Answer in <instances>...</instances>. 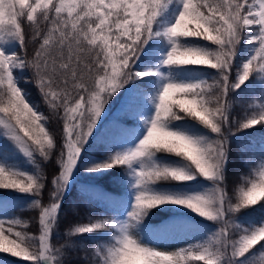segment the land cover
<instances>
[{
	"label": "snow or ice",
	"instance_id": "snow-or-ice-1",
	"mask_svg": "<svg viewBox=\"0 0 264 264\" xmlns=\"http://www.w3.org/2000/svg\"><path fill=\"white\" fill-rule=\"evenodd\" d=\"M177 7L175 20L167 23V14ZM192 38L211 47L184 43ZM153 41L166 43L168 51L155 68L136 70L142 55L154 58ZM245 44L254 46L253 55L237 68ZM187 65L206 66L217 75L177 82L162 71ZM151 76L162 83L151 98L155 111L146 121L147 134L134 148L109 151L106 159L84 169L123 168L134 190L130 210L128 200H121L112 215L90 213L57 246L63 196L85 145L113 98L137 80L147 84L145 77ZM249 81L258 87L259 99L244 101L242 120L233 122V106L241 102L233 95ZM24 84L35 86L59 131L30 102ZM145 94L133 92L123 115L139 117ZM180 120L193 121L210 135L174 127ZM258 125L264 126V0H0V135L36 166L29 174L0 161V189L35 196L29 208L39 210L32 235L27 222L0 219V264L2 254L29 264H71V249L88 252L73 238L89 233L106 240L92 242L86 264H238L257 245L264 248V223L247 227L238 220L264 213V153L259 165L231 187L225 174L229 139ZM122 143L116 139L117 146ZM8 151L9 145L0 144V152ZM55 151L60 167L48 176L40 165ZM197 176L211 181L206 193L184 196L157 188L178 187ZM166 205L186 207L216 230L183 247L157 246L175 224L154 230L149 239L155 242H149L142 236L144 221Z\"/></svg>",
	"mask_w": 264,
	"mask_h": 264
},
{
	"label": "trees",
	"instance_id": "trees-1",
	"mask_svg": "<svg viewBox=\"0 0 264 264\" xmlns=\"http://www.w3.org/2000/svg\"><path fill=\"white\" fill-rule=\"evenodd\" d=\"M176 10V9H175ZM170 12L166 16L167 23H171L174 19V12ZM184 43L193 46H209L207 42L196 40L194 38L184 41ZM154 51V58L149 59L142 55L140 60L137 61L136 70L144 71L155 68L159 63V55L161 52L168 49L165 44L153 41L151 42ZM9 49L13 50L9 45ZM147 51V49H146ZM254 47H248L245 44L241 49V55L237 57L236 67L239 68L243 62L253 55ZM173 75L197 76L201 80L211 79L217 75L216 70L210 69L206 66L200 65H187L180 66L175 69H170ZM190 78V77H189ZM148 81L145 84L143 81L137 80L122 89L120 94L113 98L108 108L107 114L102 117V123L97 125V130L89 139L88 144L85 145L84 151L81 154V162L77 165L73 173L72 181L69 184L68 190L64 193L63 201L61 204L62 220L60 221V228L57 233L56 244L59 246L64 243L66 239V232L70 227L75 226L77 223L86 222L88 214H101L112 215L116 210L117 204L121 200H128L130 203V184L128 181V174L123 168H113L100 173H92L85 171V167L91 166L94 163L100 162L107 158L109 151H124L129 149L131 143L142 131L145 124L143 118V111L150 107L152 97L156 91L159 90L157 77H145ZM259 83V82H258ZM28 98L31 103L37 105L39 110L50 117L49 126L53 130L59 131V126L51 119V114L44 105L42 98L34 85L24 84ZM145 90L143 97L142 113L139 117H128L123 115L125 106L128 104L130 96L133 92ZM234 100L241 102L235 103L232 110L233 122L242 120L247 104L253 103L255 98L259 99L258 87L253 85L252 81L247 82L241 89L236 90L233 95ZM114 122H118L119 127L114 126ZM174 127L184 130L194 136L210 135L207 129L202 128L200 125L189 120L176 121ZM120 138L124 141L121 145H116V139ZM0 144L9 145L7 155L0 152V161L7 165L15 166L12 168L18 169L29 174H35L36 166L29 160L23 153L19 152L6 137L0 135ZM60 146H63V141H60ZM264 153V126H256L236 132L235 135L229 139V162L225 168L227 181L231 187H235L239 178L246 175L251 167L258 166L260 163V155ZM59 152L55 151L52 159L42 162L40 167L44 169L45 174L50 176L54 171L59 170V165L55 163V156ZM39 159V158H38ZM161 160H176L178 158L159 157ZM193 183H204L209 186V180L202 176H197L196 179L185 182L183 185L174 187L171 185L164 186L161 189L157 186L158 190H167L177 192L180 195H192ZM48 182L46 181V188ZM48 193L42 192V202H46ZM36 199L35 196L27 193H22L11 189H0V219H15L19 218L27 222L29 234H36L35 227L39 225L34 223V218L38 217V209L29 208L32 201ZM128 203V204H129ZM161 208L153 209L152 212L146 217L144 224L145 230L142 232L145 236H152L155 234L156 229L162 228L165 225L175 224L171 229L169 238L166 241L179 240L187 235H196L202 232L210 231L214 227V223L199 216L194 211L177 205H166ZM257 208L260 205L256 206ZM241 224L247 227H255L264 221V213L255 212L247 213L238 217ZM78 244L82 243L87 246L88 252L86 253L83 248L77 247L69 251L72 257L71 264H86L83 258L91 254V249L94 247L92 242L95 240L97 243L106 240V237L97 238V234L89 233L83 237L73 238ZM264 248L257 245L247 256L241 258L238 264H262L264 256L261 253ZM4 255V264H29L18 257H11L8 254Z\"/></svg>",
	"mask_w": 264,
	"mask_h": 264
},
{
	"label": "rangeland",
	"instance_id": "rangeland-1",
	"mask_svg": "<svg viewBox=\"0 0 264 264\" xmlns=\"http://www.w3.org/2000/svg\"><path fill=\"white\" fill-rule=\"evenodd\" d=\"M178 11H179V8L177 7L176 10H175V13L178 12ZM175 18L176 17H175V14H174L173 21L175 20ZM248 47L253 48L254 46L253 45H248ZM167 51H168V49L165 50V51H163V52H161V54L158 57L159 60L163 59V53H166ZM162 71L165 72V73L171 72L170 69H168V68H163ZM171 76L177 82H198V81L201 80L197 76H186V77H183L181 75H173L172 73H171ZM157 80H158V84L161 85L162 81L159 79V77H157ZM154 111H155V104L151 101L150 102V107L146 111L143 112V118L145 120V124L143 126V129L138 134V136L134 139V141L131 143V145H130L129 148H134L139 143V140L142 139L147 134L148 124L146 123V121H150L151 120V118H152V116L154 114ZM11 167H15V166H11ZM128 181H129V184H130V191H131L130 192L131 200H130V203L128 204V210H130L131 203L133 202V200H132V194H133V191L134 190L131 188V183H130L129 176H128ZM209 182H210L209 183V186L205 185L204 183L203 184L202 183H195V184L193 183L192 195L206 193L208 191V189L212 187L211 181H209ZM262 223H264V221ZM215 230H216V226L212 227L210 229V231L202 232V233H199V234H196V235H187V236H185V237H183V238H181L179 240H175V241L161 240V241H159L157 243V246H166V247H169V248L183 247L185 244L189 243L192 238H202V237H205L208 233L214 232ZM142 236L146 240H149V242H155V241H151L149 239L150 236H145V234H143V233H142Z\"/></svg>",
	"mask_w": 264,
	"mask_h": 264
}]
</instances>
